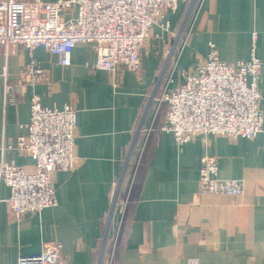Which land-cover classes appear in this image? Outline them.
<instances>
[{
	"label": "crops",
	"instance_id": "0c3cea01",
	"mask_svg": "<svg viewBox=\"0 0 264 264\" xmlns=\"http://www.w3.org/2000/svg\"><path fill=\"white\" fill-rule=\"evenodd\" d=\"M165 18L171 33L153 29L139 51V73L121 70L112 77L104 70L89 71L86 64L95 60L92 44L76 45L68 66L42 48L0 47V150L27 134L33 94L43 107L71 105L76 111V166L53 175L56 206L13 222L5 203L9 188L0 182V264H16L50 242L62 244L67 264H264L263 137L210 136L206 142L198 137L177 146L170 133L160 132L166 106L149 102L172 51L173 34L184 24L191 31L176 55L169 89L182 83V71L194 72L205 60L209 43L222 62L248 60L255 33L264 116V0H191ZM32 60L46 80L33 88L21 86L20 71ZM5 84L11 87L8 96ZM205 155L217 159L221 179L243 182L241 196L196 197ZM1 156L34 171V161L17 149L0 151ZM114 190L121 201L128 199L123 213L120 201L110 219ZM107 230L109 242L103 245Z\"/></svg>",
	"mask_w": 264,
	"mask_h": 264
},
{
	"label": "built area",
	"instance_id": "2783aa9c",
	"mask_svg": "<svg viewBox=\"0 0 264 264\" xmlns=\"http://www.w3.org/2000/svg\"><path fill=\"white\" fill-rule=\"evenodd\" d=\"M190 1L56 0L27 3L0 0V47L20 46L29 52L42 48L58 57L61 66H68L76 45L92 44L95 60L86 64L89 71L104 70L112 77L121 70L139 73V51L145 40L155 27L171 33L166 14L175 13L180 3ZM191 12L188 10L184 24ZM184 24L179 30L186 33L179 44L181 48L177 52V44L168 53L159 80L149 96L150 103L164 104L167 108L160 132L170 133L177 146L198 137L206 142L210 136L253 140L261 135L264 148V116L258 87L262 62L254 52L256 34H251L253 46L246 61L222 62L215 45L209 43L205 60L194 72L182 71V83L170 90L177 57L191 31L185 30ZM45 80V71L34 60L20 71L21 86L33 88ZM5 93L6 96L11 94L7 84ZM7 101L14 103L11 97ZM25 128L27 134L18 138L15 145L9 142L0 150L3 154L17 149L34 161V171L28 173L0 157V182L9 188L5 203L13 222L56 206L53 175L76 166L73 154L76 111L71 105L61 109L43 107L40 98L33 94ZM243 193L242 181L219 177L215 157L205 155L201 158L197 198L209 195L239 197ZM117 197L118 191L114 190L110 219L117 206ZM125 205L126 200L122 203L121 214ZM107 236L108 230L105 238ZM61 249L59 242L45 243L40 253L20 257L16 264H67L61 258Z\"/></svg>",
	"mask_w": 264,
	"mask_h": 264
},
{
	"label": "rangeland",
	"instance_id": "374dc122",
	"mask_svg": "<svg viewBox=\"0 0 264 264\" xmlns=\"http://www.w3.org/2000/svg\"><path fill=\"white\" fill-rule=\"evenodd\" d=\"M184 35H186V33H184V32H182V33L179 32V33H177V34H176V33L173 34L174 45H173L172 48L176 47L177 44H181V40L184 38ZM176 51H177V49H176ZM176 53H177V52H176ZM176 53H175V55H176ZM175 55L173 56V58H175ZM173 58H172V59H173ZM170 68H171V65H170ZM170 68H168V69H170ZM167 73H169V71H167ZM117 199H118V197H117ZM127 199H128V196H126L125 199H124L123 201H125V200H127ZM120 201H121V200L118 199L117 204H118ZM123 201H121L120 203H122ZM105 235H106V233H105ZM107 238H108V236H107ZM107 238H105V236H104V238H103V241H104V242L106 241V243L109 242Z\"/></svg>",
	"mask_w": 264,
	"mask_h": 264
}]
</instances>
